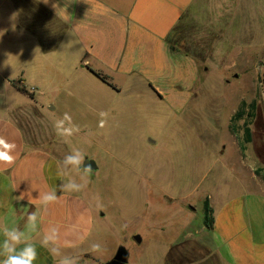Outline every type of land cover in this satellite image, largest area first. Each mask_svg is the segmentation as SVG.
<instances>
[{
	"label": "rangeland",
	"instance_id": "rangeland-1",
	"mask_svg": "<svg viewBox=\"0 0 264 264\" xmlns=\"http://www.w3.org/2000/svg\"><path fill=\"white\" fill-rule=\"evenodd\" d=\"M1 1L0 95L15 101L7 98L1 74L15 76L20 55L7 52L16 44V29L10 5ZM205 4V12L184 15L170 38L198 66L194 99L182 113L134 96L108 98L81 82L74 84L71 96L58 66L63 54L47 63L53 65L51 71L46 67L50 82L39 72L28 79L42 90V103L31 88L27 101L18 98L16 123L34 147L54 154L62 165L56 176L92 208L93 236L100 248L79 264L107 263L119 248L127 252V264H160L172 242L201 234L204 201L210 206L215 193L226 196L232 175L264 188V92L259 77L264 68V0ZM255 44L256 53L248 46ZM6 63L12 67L7 71ZM101 112L107 114L103 128ZM64 113L72 117L65 121L73 129L71 136H58L54 128ZM76 149L96 164V171L85 173L81 166L65 163ZM73 184L80 191L71 189ZM203 254L209 256L203 264H217L207 249Z\"/></svg>",
	"mask_w": 264,
	"mask_h": 264
},
{
	"label": "crops",
	"instance_id": "crops-1",
	"mask_svg": "<svg viewBox=\"0 0 264 264\" xmlns=\"http://www.w3.org/2000/svg\"><path fill=\"white\" fill-rule=\"evenodd\" d=\"M205 1H1L10 5L8 11L16 29L12 37L16 44L7 52H15L20 58L15 76L1 74L7 98L15 101L0 95V136L15 143L16 159L10 166L0 164V244L5 238L4 230L18 228L24 233L22 240L36 245L35 264H59L65 256L75 258L79 264L96 244L92 208L78 193L60 191L63 178L56 176V170L61 168V162H55L52 152L34 147L16 123L13 112L20 108L18 98H26L16 85L33 89L35 98L42 103V90L28 79L39 72L44 82H50L47 63L53 56L63 54L58 66L62 67L69 95L74 96L73 86L81 82L108 98L134 96L180 114L194 99L198 66L192 57L171 47L168 37L184 15L205 12ZM248 46L257 52L256 44L254 48ZM10 67L6 63L4 70ZM48 69L51 71L53 65ZM90 70L105 76L113 88ZM231 177L230 185L224 184L229 187L228 194L220 197L215 193L210 203L211 229L202 227L201 234L183 235L180 241L172 242L163 252L160 264H203L209 257L204 256L203 248L217 264H264V188L251 181L248 184L243 177ZM224 185L222 190L226 189ZM53 190L57 201L45 205L39 200L40 195ZM21 193H25V198L17 201ZM30 212L36 213L35 229L30 225L26 228ZM53 230L56 243L49 247L59 252L55 258L49 247L41 245L45 235Z\"/></svg>",
	"mask_w": 264,
	"mask_h": 264
},
{
	"label": "clouds",
	"instance_id": "clouds-1",
	"mask_svg": "<svg viewBox=\"0 0 264 264\" xmlns=\"http://www.w3.org/2000/svg\"><path fill=\"white\" fill-rule=\"evenodd\" d=\"M64 119L57 120L54 125L56 129V134L58 136H71L73 134V129L71 127H67L65 125V121H71L72 117L68 113H64ZM107 114L104 112L100 113V121L99 127L103 128L106 123ZM78 130V129H77ZM16 145L15 143L8 142L4 137L0 136V164L4 165H12L15 162V152ZM84 162V154L79 149H76V154L74 156H66L65 163H71L77 168ZM91 166H87L85 168V173H90ZM60 191H69V186L61 184L59 186ZM71 189L75 191H80L79 186L71 185ZM25 198V193H21L20 196L17 197V201H21ZM39 200L42 201L45 205L49 203H53L57 201L58 197L56 195V190H53L50 194L40 195ZM31 201H29L30 203ZM28 224L26 228L30 225L33 229H35L36 224V213L30 212L28 214ZM4 240L2 244H0V256H3L4 259L0 260V264H35L38 259V252L35 243H29L25 240H22L24 233L20 231L18 228H14L11 230H4L3 232ZM55 245L56 243V232L53 230L51 234H46L41 245L44 247H49V244ZM23 244L22 248L18 246ZM93 249H99V244H93ZM50 253L55 257L59 256V252H54L51 247H49ZM59 264H77L75 258L69 259L65 256L62 259H59Z\"/></svg>",
	"mask_w": 264,
	"mask_h": 264
},
{
	"label": "trees",
	"instance_id": "trees-1",
	"mask_svg": "<svg viewBox=\"0 0 264 264\" xmlns=\"http://www.w3.org/2000/svg\"><path fill=\"white\" fill-rule=\"evenodd\" d=\"M176 29V28H175ZM175 29L172 31L170 36L168 37V43L171 47H173L176 51H179L174 44L171 43V36L175 33ZM91 71V70H90ZM101 82L105 83L109 87L113 88V86L110 84V82L107 80V78L103 75H101L98 72L91 71ZM16 90L20 92L23 95L32 97V92H29L25 86L20 85L19 83L16 85ZM212 210L207 202V200L204 201L203 203V225L207 230H210L212 227Z\"/></svg>",
	"mask_w": 264,
	"mask_h": 264
},
{
	"label": "water",
	"instance_id": "water-1",
	"mask_svg": "<svg viewBox=\"0 0 264 264\" xmlns=\"http://www.w3.org/2000/svg\"><path fill=\"white\" fill-rule=\"evenodd\" d=\"M259 77H260V84H261L262 92H264V68L261 69ZM89 165L91 166L90 172L97 170V166L93 161L85 159L83 164L81 165L82 171L85 172V168ZM133 240L136 243L141 242V239L139 236H134ZM127 258H128L127 252L123 248H119L115 256L113 257V259L104 264H127Z\"/></svg>",
	"mask_w": 264,
	"mask_h": 264
}]
</instances>
